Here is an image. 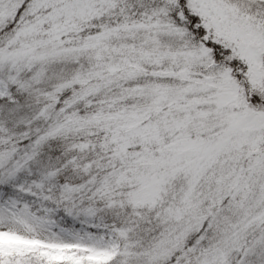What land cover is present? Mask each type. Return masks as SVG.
<instances>
[{"label": "snow or ice", "instance_id": "snow-or-ice-1", "mask_svg": "<svg viewBox=\"0 0 264 264\" xmlns=\"http://www.w3.org/2000/svg\"><path fill=\"white\" fill-rule=\"evenodd\" d=\"M0 264H264V0H0Z\"/></svg>", "mask_w": 264, "mask_h": 264}]
</instances>
